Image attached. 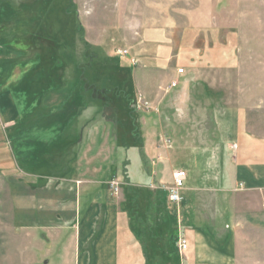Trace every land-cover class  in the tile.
<instances>
[{
	"label": "rangeland",
	"instance_id": "obj_1",
	"mask_svg": "<svg viewBox=\"0 0 264 264\" xmlns=\"http://www.w3.org/2000/svg\"><path fill=\"white\" fill-rule=\"evenodd\" d=\"M179 45L193 46L191 67L177 65L178 54L190 51ZM111 67L127 72L129 89ZM176 68L185 77L191 68L192 91L204 92L201 106L182 81L165 93ZM145 69L152 75L151 99L139 89L147 86L140 78ZM3 92L12 97L19 124L18 130H0V264H42L51 249L48 233H21L13 226L12 206L27 222L51 209L29 203L31 194L25 202L15 194L16 187L30 186L14 177L13 170L27 165L16 161L18 143L12 140L36 149L34 171L42 181L57 182L73 170L72 153H61L79 143L81 125L92 122L99 161L81 169L100 171L101 185L119 201L128 225L147 240L150 264L184 258L177 250L181 226L176 232L171 221L190 200L195 221L206 215L220 243L233 236L234 264H264V189L233 186L235 145H217L212 119L220 97L225 106L239 105L244 129L264 146V0H0ZM150 137L171 154L172 169L187 173L185 189L197 181L193 168L204 169L202 192L184 190L181 203L168 202L172 169L151 168L144 153ZM50 197L54 207L63 205L61 195ZM52 254L59 256V248Z\"/></svg>",
	"mask_w": 264,
	"mask_h": 264
},
{
	"label": "crops",
	"instance_id": "obj_2",
	"mask_svg": "<svg viewBox=\"0 0 264 264\" xmlns=\"http://www.w3.org/2000/svg\"><path fill=\"white\" fill-rule=\"evenodd\" d=\"M178 48L190 51L178 54L177 60L180 64L177 65L191 67V48L193 46L179 45ZM182 55L184 57H181ZM155 62L157 65H161L160 67H166L164 61L160 64L156 59ZM179 70L181 69L176 68L173 77L174 82L178 86V82L182 81L183 86L190 89V96L194 100L197 99L194 103L201 106L204 103L202 102L204 92L194 93L195 91H192V82L195 84V81L192 80L191 68L188 70L189 74L186 77L184 70H181L182 73H179ZM140 76V78L146 80L147 86L139 89L144 92V96L151 99V71L145 69L140 72ZM135 82L136 79L134 85L135 88H138ZM163 82L167 81L164 80ZM199 82H201L199 86L206 84L205 79H201ZM208 92L212 93L211 91ZM221 103L220 97L217 106L213 109L212 119L215 124L217 145L222 147L235 145L234 154L237 155V162L231 169V183L233 186L238 184L241 191L264 189V146L261 145L257 137L244 129L247 119L243 109L239 105L225 106ZM161 104L162 101L156 103L157 106ZM84 109V107H81L82 112L87 110V108ZM78 114L80 113L78 112ZM17 117V110L10 94L7 92L0 93V130L18 127ZM90 125H93V122L82 124V127H80L83 130L81 141L71 146L68 145L65 151L61 153L62 156L72 153V157L74 156L73 170L70 176H67V179L62 178L57 182L52 180L42 181L45 179L44 176H40L39 173L34 171L31 163L35 162L36 158L38 159L39 155L36 154V149L23 147L18 138L12 140L13 143H18L16 145L19 158L16 161L23 163V166L27 165L26 169L18 168L17 172L13 170L14 177L18 178L20 186L23 184L24 178L27 179L30 186V188L23 187L20 191H18L19 187H16L15 194L17 196L21 195L20 201L24 200L25 202L30 198L29 203L37 204V207L40 205L51 209L46 214L41 212L42 216L35 221L27 222L21 216L16 217L15 208L12 206L13 226L21 233L34 231L49 234L48 242L51 243V249L43 255L42 264H150V250L147 240H144L143 237L137 238L131 226L128 225L127 220L121 213L119 201H116L110 191L101 185L100 171L93 168L81 169L83 163L99 161L98 134L97 132L94 133L96 126L90 128ZM17 127L16 130H18ZM0 141L2 142L1 136ZM155 143L154 137L146 140L144 146L145 156L153 170L161 166L162 172H167L172 169L174 164L170 161L171 154L161 147V149H158ZM95 145H97V149H94ZM72 148H75L74 152H72ZM167 164L169 167L165 169L164 167ZM193 169L192 176L196 175L197 181L191 185L190 179L191 188L187 187L185 189L184 187V190H190L197 195L204 190L202 189V181L204 180L205 171L197 167ZM174 170L176 168L170 171L168 177L170 183ZM26 193L31 195L27 198ZM64 194L68 198L63 199ZM51 195H61L58 202L61 201L60 204L63 205L54 207ZM193 206L194 203L190 200L171 221L173 225H178L177 228H174V231H179L181 226L180 233L188 243V247L183 253L184 258L179 264H234L235 244L233 236L227 233L228 235L224 241L220 243L212 232L208 224L209 218L206 215H203L206 219L203 218L201 221L199 218L195 221L197 212L194 210L191 215V207L193 209ZM56 248H59V256L52 254ZM53 256L55 257L54 261L51 258ZM34 264H40V261H36Z\"/></svg>",
	"mask_w": 264,
	"mask_h": 264
},
{
	"label": "built area",
	"instance_id": "obj_3",
	"mask_svg": "<svg viewBox=\"0 0 264 264\" xmlns=\"http://www.w3.org/2000/svg\"><path fill=\"white\" fill-rule=\"evenodd\" d=\"M119 54L122 56H126L128 53L127 51H123V52H119ZM179 73H182V71L179 70ZM176 86H177L176 83H172L169 87L165 89V93H167L170 89L176 88ZM186 180H187V173L184 170L176 169L172 172V183L166 190L168 193V201L170 203L179 204L181 202V192L184 190ZM177 246H178V251L180 253L185 252L188 247L187 240L184 238L183 239L179 238L177 241Z\"/></svg>",
	"mask_w": 264,
	"mask_h": 264
},
{
	"label": "trees",
	"instance_id": "obj_4",
	"mask_svg": "<svg viewBox=\"0 0 264 264\" xmlns=\"http://www.w3.org/2000/svg\"><path fill=\"white\" fill-rule=\"evenodd\" d=\"M116 67H117V66H116ZM116 67H115V68H116ZM111 68H113L112 70H114L115 73H116V72H117V73L121 72V73L123 74V76H122L123 78H122V79H118V76H117V75H119V74H117V73H116L117 75H115L114 78H115L116 81L122 83V85H124L125 88H128V89H129V87H131V84H130L129 79L127 80V77H128V76H127V72H125V70H124V71H123V70H120L119 68H117V69H115L114 67H111ZM115 73H114V74H115ZM117 79H118V80H117ZM122 80H123V81H122ZM130 89H131V88H130ZM65 106H67V101H66V105H65ZM65 106H64V107H65ZM80 109H81V107H80ZM147 199H148V197H147Z\"/></svg>",
	"mask_w": 264,
	"mask_h": 264
}]
</instances>
